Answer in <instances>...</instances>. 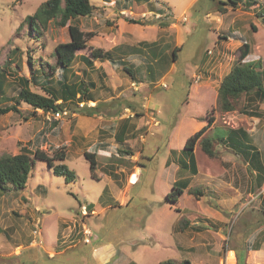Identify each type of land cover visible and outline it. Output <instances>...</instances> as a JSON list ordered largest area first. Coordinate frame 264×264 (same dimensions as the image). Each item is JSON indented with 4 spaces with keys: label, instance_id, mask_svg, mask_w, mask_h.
I'll use <instances>...</instances> for the list:
<instances>
[{
    "label": "rangeland",
    "instance_id": "obj_1",
    "mask_svg": "<svg viewBox=\"0 0 264 264\" xmlns=\"http://www.w3.org/2000/svg\"><path fill=\"white\" fill-rule=\"evenodd\" d=\"M45 1L0 0L2 105L15 103L3 98L17 95L20 77L37 74L39 81L31 86L42 94L47 85L61 89L63 82H87L99 108L89 115L92 106L81 107L76 98L67 104L68 116L51 121L21 102L20 112L0 116V156L17 154L26 145L50 154L65 147L64 162L76 178L67 181L38 159L24 189L0 191V264H160L168 259L175 264H264V209L259 208L264 185L260 187L253 164L247 165L249 156L221 138L227 128L243 129L250 151H258L264 161V96L243 95L234 110L221 111L213 91L244 41L251 45L245 61H259L264 68L259 3L241 1L220 11L224 5L218 0H156L158 8L165 2V17L156 11L137 15L116 0H91L92 15L73 22L96 34L77 51L71 66L53 72L55 48L68 42L70 34L68 25L54 21L30 31L27 18ZM157 39L161 47L166 44L169 60L151 64V74L148 62L154 60L141 41ZM177 41L178 59L172 63ZM121 44L141 46L142 52H129ZM114 45L125 47V60L113 53ZM95 48L111 51L113 66L105 56L92 58ZM208 50L215 55L211 67L219 64L216 55L224 56L219 70L210 72L211 86H205L206 75L197 80L204 72L196 66ZM212 109L216 125L203 137L216 138L217 154H206L200 139L194 149L198 172L193 174L183 167L192 155L185 143L197 131V119L206 121ZM85 151L98 154L99 178L91 175ZM186 178L190 183L179 200L168 201L175 182ZM85 203L90 206L82 214ZM37 225L44 243L31 246ZM86 227L92 231L89 242L83 236Z\"/></svg>",
    "mask_w": 264,
    "mask_h": 264
},
{
    "label": "trees",
    "instance_id": "obj_2",
    "mask_svg": "<svg viewBox=\"0 0 264 264\" xmlns=\"http://www.w3.org/2000/svg\"><path fill=\"white\" fill-rule=\"evenodd\" d=\"M20 1V0H17ZM124 2H134V1H150V0H117L118 3ZM248 0H220V3L224 7L220 8V11L225 10V6H230L235 8L238 4ZM252 3H259V14L264 15V2H259V0H252ZM95 5L91 0H46L43 2L38 10L29 15L27 21L29 23L30 31H37L41 28H47L49 22L54 21L59 26L68 25V30L70 34V40L68 42L59 43L55 48L56 63L51 65V70L55 72L57 68H68L71 66L73 61L78 56V50H84L88 47V40L92 38L96 33L92 31H85L81 26L75 22L79 17H86L92 15ZM154 8V7H152ZM162 7L157 8L156 12L160 13L161 16H167ZM71 20V23L68 22ZM131 22H140L139 20L128 18ZM162 26H168V23H163ZM255 28V27H254ZM220 36H223L222 34ZM226 38V36H223ZM244 38V37H242ZM143 45H146V49L149 50V54L153 58V62L149 61L150 72H154L153 65L157 64L159 66L168 63V55L166 54V44L164 48L162 41H141ZM178 46V45H177ZM175 46L170 54L172 63L178 59V49L179 46ZM129 52H142L141 46L139 49L131 48L125 46ZM131 48V49H130ZM104 49L95 48L91 50L92 58H100L105 56L110 61L112 60L111 51H102ZM240 55L238 59L233 63L229 72L226 73L217 89V103L221 111H232L235 109L236 100H238L243 95L255 94L257 96H264V68L261 67L259 61H245V58L251 52V45L248 41H244L239 47ZM114 53V52H113ZM136 55V54H132ZM83 57L92 62V59L83 55ZM119 58V57H118ZM122 60L123 57L121 56ZM171 63V64H172ZM261 68V70H260ZM129 71H131L129 69ZM38 73V70L36 71ZM133 74V70L130 72ZM4 74L0 72V91L4 89ZM37 74L33 75L31 78L26 76L20 77V89L17 95L7 98L4 96L6 101H14V104L2 105L3 102L0 101V116L4 115L10 111L20 112L18 105L21 102H25L33 107V114H36L38 109H42L44 113L48 111H56L59 108L67 107L68 103L75 104L77 101H89L95 100L93 94L89 91L88 83L85 81H80L79 83H62L61 89H55L54 87L47 85L44 87L45 94L36 92L32 89L31 83H37ZM94 85V83H90ZM44 86V85H43ZM61 100V101H60ZM60 101V102H59ZM18 104V105H17ZM78 105V104H77ZM98 103L95 106H90V110L87 114L92 115L98 111ZM89 107V106H87ZM214 109L207 113L206 121L207 123L198 131L193 133L187 139L185 143V151L192 152L189 162H184L183 167L190 168L193 174L198 172V163L194 155V149L197 142L202 140V149L206 154L213 157L216 156V151L213 147L214 137H203L204 133L214 124L216 117L213 114ZM250 115L258 116L256 112H248ZM57 121V120H53ZM56 123V122H54ZM246 131L243 129H229L227 133L226 140H229L232 146L238 150H242L245 157L249 156V164H257L260 167V154L258 151H250L252 148L250 144L245 143ZM224 138V137H221ZM250 148V149H249ZM86 158L90 163L91 175L94 178H99L97 175L98 159L96 152L85 151ZM67 157V151L65 147L55 149L53 154L48 153L46 150L37 147L31 149L29 146H23L21 151L17 154H3L0 156V191L9 192L12 190L24 189L27 186L29 177L32 175L33 168L38 159L44 160L52 168L53 172L57 175H63L67 181L75 180V175L69 166L64 162ZM248 161V159H245ZM262 169V168H261ZM260 169V171H261ZM114 174V173H112ZM260 181L259 185H262L264 181V171L263 174H259ZM190 180L188 178L181 179L175 182L173 189L167 193V200L171 202H177L180 196L183 194L184 190L188 187ZM90 206L89 204L87 205ZM1 230V227H0ZM160 264H175V261L168 259L162 261ZM186 264H190L186 261Z\"/></svg>",
    "mask_w": 264,
    "mask_h": 264
},
{
    "label": "crops",
    "instance_id": "obj_3",
    "mask_svg": "<svg viewBox=\"0 0 264 264\" xmlns=\"http://www.w3.org/2000/svg\"><path fill=\"white\" fill-rule=\"evenodd\" d=\"M158 1V0H157ZM193 1H196V0H192V2ZM116 2H117V0H116ZM218 2H220V0H218ZM118 3V2H117ZM164 3L165 2H163V6H164ZM118 4H120L121 6H122V9H123V7H124V9H127V10H129V11H131V9L132 10H134V11H132V12H136L135 14H137V15H140V16H145L146 14H149V13H151V12H154V11H156V9L158 8V7H156V5H157V3H156V0H150V1H132V2H129V3H127V2H124V1H121L120 3H118ZM129 6V7H128ZM163 6H161L160 5V7H163ZM127 7V8H126ZM152 7H154V8H152ZM146 40V39H145ZM143 41V40H142ZM217 41H218V43H220L219 41V39H217ZM121 45H124V46H126V45H128V44H121ZM176 45H178L179 46V44H178V41H177V44ZM121 47L120 45H114L113 47H112V49H116L115 51H113L114 53H116L117 55V57H119V56H122V53H124V49H125V47ZM208 55L206 54L205 56H203V57H201L200 59H199V64L196 66V68H199V67H202V69H203V74H200V76H204L205 77V75H206V82L205 83H207V84H205V86H208V85H210L209 83H210V80H211V78H212V74L210 73V72H214V70H219V66H220V64H221V61H222V59H223V55L221 56V55H216V57L214 58V59H216L215 60V62H219V64H217L215 67H211V65H210V61H211V59L215 56H209V50H208ZM216 53V52H215ZM214 54V53H213ZM219 54H221V52L219 53ZM110 61V60H109ZM111 66H113V64H112V62L110 61V63H109ZM103 68H104V71L105 72H107V67H106V65H103ZM195 73V72H194ZM222 80V78L220 79V81ZM195 83V82H194ZM219 84H220V82H219ZM219 84H218V86H219ZM211 86V85H210ZM217 86V87H218ZM217 89L218 88H214V90L213 91H215V96H217ZM95 102H98V101H96V100H94ZM97 104V103H96ZM135 122V121H134ZM206 122L207 121H205V120H202V121H200L199 119H197V121H196V125H195V128L194 129H196V128H202L205 124H206ZM134 124V123H133ZM216 125V121L214 122V124H213V126L211 127V128H209L208 129V132L212 129V128H214V126ZM125 125H123V127H124ZM233 128V127H232ZM198 129H197V131H198ZM228 130H229V128H227V130H226V134H225V136H223L224 137V139L226 140V138H227V133H228ZM194 131V130H193ZM102 151H104V150H101V151H99V153L100 152H102ZM249 164V162L247 161V165ZM252 167H253V173H254V175L255 176H258L259 177V174H260V172H261V174H263V171H264V161L262 160L261 161V158H260V167L262 168H259L258 167V165L257 164H253L252 165ZM260 169H261V171H260ZM134 174H136V175H138L139 173H134ZM197 174V173H196ZM260 177H259V180L258 181H260ZM263 185H264V181H263V183H262V185H260V187L262 188L263 187ZM262 194H264V192L262 193ZM261 196V195H260ZM262 201H260L261 203L259 204V208L261 207V206H263V209H264V195H263V198L261 199ZM85 204H87L88 205V203H85ZM197 224V223H196ZM263 245V244H262ZM257 250L258 249H261V248H256ZM231 251V250H230ZM229 251V252H230ZM232 251H234V250H232ZM229 252H228V254H229ZM235 252V251H234Z\"/></svg>",
    "mask_w": 264,
    "mask_h": 264
},
{
    "label": "built area",
    "instance_id": "obj_4",
    "mask_svg": "<svg viewBox=\"0 0 264 264\" xmlns=\"http://www.w3.org/2000/svg\"><path fill=\"white\" fill-rule=\"evenodd\" d=\"M184 19L186 20V16L184 17ZM209 53H212L211 50H209ZM201 78V76H197V80H199ZM164 87H168V85L166 83H163ZM96 102L94 100H89V101H79L78 105H80L81 107H84L85 105L87 106H95ZM41 110L43 113L44 111L42 109ZM46 118L48 120H60L65 116H68L70 114V110L67 107L64 108H59L56 111H48L46 113H44ZM82 214H87V207L86 204L83 205L82 207ZM38 227L36 229L33 230V239L30 242L31 246H42L44 241L41 238H38L40 233H41V229H40V225H37ZM83 236L86 242L90 241V238L92 236V231L89 228H84L83 229Z\"/></svg>",
    "mask_w": 264,
    "mask_h": 264
}]
</instances>
